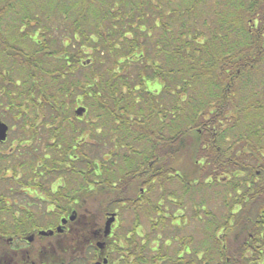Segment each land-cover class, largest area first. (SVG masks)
I'll return each instance as SVG.
<instances>
[{"label":"trees","instance_id":"16d2710c","mask_svg":"<svg viewBox=\"0 0 264 264\" xmlns=\"http://www.w3.org/2000/svg\"><path fill=\"white\" fill-rule=\"evenodd\" d=\"M161 2L0 0V109L45 113L49 168L94 162L97 192L173 182L204 229L264 224V0Z\"/></svg>","mask_w":264,"mask_h":264},{"label":"flooded vegetation","instance_id":"af4514ba","mask_svg":"<svg viewBox=\"0 0 264 264\" xmlns=\"http://www.w3.org/2000/svg\"><path fill=\"white\" fill-rule=\"evenodd\" d=\"M2 109L0 264H264V224L192 230L188 194L97 192L94 162L49 168L45 113Z\"/></svg>","mask_w":264,"mask_h":264},{"label":"rangeland","instance_id":"374dc122","mask_svg":"<svg viewBox=\"0 0 264 264\" xmlns=\"http://www.w3.org/2000/svg\"><path fill=\"white\" fill-rule=\"evenodd\" d=\"M164 1H167V0H162V2L161 3H159V5L161 4V8H164L166 5H164ZM204 4H205V6L202 8V10L204 11V12H206L207 14H205V15H201L200 16V18H201V21H202V19L203 18H206V19H208V18H210L211 17V15L213 16V14L210 12V10L207 8V4H206V2H204ZM184 19L185 20H191L192 19V17H191V15H185L184 16ZM215 19V18H214ZM164 20H169V18L167 19V18H164ZM215 23V22H214ZM213 22H212V24H214ZM197 24H200V23H197ZM212 26V25H211ZM204 29V28H203ZM203 31H205L206 33H207V31L206 30H203ZM208 34H205L204 36H207ZM199 39H203V37H198ZM154 85H155V88H157L158 86L156 85V84H153L152 85V88L154 89ZM158 89V88H157ZM165 131V130H164ZM62 132H65V131H62ZM164 133V132H163ZM15 134H17V132H15ZM160 134H162L161 133V131L159 132V134L158 133H156L153 137H154V141L156 142V144H158V143H160V142H163L164 141V135H160ZM136 147H138V146H135L134 145V148H136ZM123 151H125V149H123ZM187 159H188V156H187ZM188 161H189V159H188ZM117 169H119V168H117ZM187 170V172H186V175H188L189 176V170L188 169H186ZM172 190H177V187L175 186V183H171V184H169V185H166V183L162 186V191L164 192V193H171L172 192ZM216 191V190H215ZM214 191V192H215ZM175 192H178V191H175ZM207 192H209V194L212 196L211 197V201H207V204H206V206H207V208L213 213V214H215V215H217L218 217H220V216H222V215H224L227 211H226V208L225 207H222V198H220L219 196H217L218 194H216V193H214V192H212L209 188L207 189ZM155 193H161V191H155ZM200 196V194H198V196L197 197H199ZM217 196V197H216ZM196 223L197 222H194L193 223V227H192V230L193 229H195L196 227H194V225H196ZM200 223V222H199ZM203 224H206V222L204 221L203 222ZM197 226V225H196ZM198 237V236H197Z\"/></svg>","mask_w":264,"mask_h":264},{"label":"water","instance_id":"95a60500","mask_svg":"<svg viewBox=\"0 0 264 264\" xmlns=\"http://www.w3.org/2000/svg\"><path fill=\"white\" fill-rule=\"evenodd\" d=\"M84 111V109L83 108H78L76 111H75V113H76V115H81L82 114V112ZM0 126L2 127V129H1V137H3L4 136V134H5V130H6V127L3 125V124H0Z\"/></svg>","mask_w":264,"mask_h":264}]
</instances>
